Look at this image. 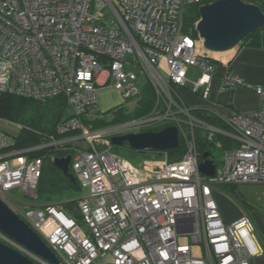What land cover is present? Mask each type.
Masks as SVG:
<instances>
[{
	"label": "built area",
	"instance_id": "2783aa9c",
	"mask_svg": "<svg viewBox=\"0 0 264 264\" xmlns=\"http://www.w3.org/2000/svg\"><path fill=\"white\" fill-rule=\"evenodd\" d=\"M199 2L0 0V92L39 102L64 97L71 112L56 127L59 137L32 148L15 149L16 136L0 128V199L59 264H250L262 254L252 220L243 216L226 224L213 191L264 183V82L246 83L205 49L199 34L185 32L186 11ZM105 72L126 101L139 104L144 88H151L153 108L97 127L106 120L95 111ZM216 77L221 91H253L260 109L227 118L192 109L182 91L213 102ZM169 126L178 129L184 148L177 161L170 160L173 149L155 151L160 158L140 166L113 152V137ZM202 142L222 153L219 162L209 157L216 164L214 177L200 172ZM47 149L64 153L52 161L71 156L70 169L87 190L77 200L88 233L64 205L35 206L14 196L39 199L45 157L33 153ZM0 240L37 264H52L1 232Z\"/></svg>",
	"mask_w": 264,
	"mask_h": 264
},
{
	"label": "water",
	"instance_id": "95a60500",
	"mask_svg": "<svg viewBox=\"0 0 264 264\" xmlns=\"http://www.w3.org/2000/svg\"><path fill=\"white\" fill-rule=\"evenodd\" d=\"M197 32L204 47L212 53H225L238 48L250 34L264 29V11L260 6L242 0H218L200 7ZM115 146L126 143L136 151H166L179 145V131L174 126L155 132L147 131L113 137ZM209 152L202 156L200 172L214 177L216 164ZM64 175L76 182L70 173L71 156L56 157L53 161ZM0 232L28 249L34 255L52 264H59L56 255L44 240L0 199ZM0 264H37L32 259L0 240Z\"/></svg>",
	"mask_w": 264,
	"mask_h": 264
},
{
	"label": "trees",
	"instance_id": "16d2710c",
	"mask_svg": "<svg viewBox=\"0 0 264 264\" xmlns=\"http://www.w3.org/2000/svg\"><path fill=\"white\" fill-rule=\"evenodd\" d=\"M218 0H200L199 3L192 4L188 7L185 14V32L193 36H198L197 23L200 20V7L214 3ZM252 4L259 5L256 0ZM261 7V6H260ZM263 10V8L261 7ZM261 31L248 35L240 46L254 45L255 38L260 35ZM154 104V96L151 88H144L143 98L139 101L136 111L132 114L126 115V111L120 109L121 112L117 114L112 122L101 120L96 122L97 127H104L112 124H117L132 118H136L147 114ZM67 111V103L64 97H57L44 102H39L24 96H17L6 92H0V117L6 118L20 126L19 136H16L15 149H26L35 146L43 145L52 135H59L56 133V127L62 120ZM197 114L200 112L197 110ZM202 113V112H201ZM207 117V116H206ZM209 120L219 124V120L215 117L209 116ZM162 129V128H161ZM157 129L155 131L161 130ZM224 148H230L232 143L230 140H222ZM202 156L205 152H209L210 158L214 155L210 150L212 145L202 142ZM148 152V151H141ZM171 161L181 159L184 154L182 143L170 152ZM35 157H45L42 175L38 182V196H46L48 200L62 199L65 193L79 192L81 187L78 179L74 182L71 178L64 175L51 160V156H61L64 153H57L51 149L41 150L33 153ZM155 155H158L156 152ZM70 173L73 171L70 169ZM228 185H222L220 190H226ZM61 197V198H60Z\"/></svg>",
	"mask_w": 264,
	"mask_h": 264
},
{
	"label": "crops",
	"instance_id": "0c3cea01",
	"mask_svg": "<svg viewBox=\"0 0 264 264\" xmlns=\"http://www.w3.org/2000/svg\"><path fill=\"white\" fill-rule=\"evenodd\" d=\"M242 1L251 3L253 0ZM256 1L264 11V0ZM254 40V45L239 46L229 53L230 57L227 60H224L248 84L264 82V29L261 30L260 35ZM222 71L220 70V72ZM99 81L100 88L107 87L111 83V79H109L106 72L100 76ZM106 81L108 82L105 83ZM211 98L214 103L213 111L225 118L232 116L234 113L256 111L262 105L261 99L253 91L244 88H238L233 91H221L218 82H215ZM120 109L115 107L110 111L115 110L118 114L121 112ZM95 111L97 110L95 109ZM67 114L70 115L69 110ZM256 185L264 186V183ZM238 186L239 184H230L226 187V190H221L222 192L215 193V191L214 199L226 224L230 225L243 216H248L252 220L256 229V238L261 245L262 254L252 257L250 264H264V199L252 202L247 197H243V194L238 190ZM253 190L264 191V188L255 187Z\"/></svg>",
	"mask_w": 264,
	"mask_h": 264
},
{
	"label": "rangeland",
	"instance_id": "374dc122",
	"mask_svg": "<svg viewBox=\"0 0 264 264\" xmlns=\"http://www.w3.org/2000/svg\"><path fill=\"white\" fill-rule=\"evenodd\" d=\"M215 57V56H214ZM223 60H227L228 57H230L229 54H221L219 56ZM218 58V57H217ZM164 75L167 76V71L164 70ZM215 82H218L220 85L219 77H216L212 83V91L213 87L215 86ZM114 85L113 81L108 84L107 87L99 88L98 93V102L95 109L101 113H105L104 116L106 118V121L112 122L116 116L117 112L115 110L110 111L111 109L117 107L122 108L126 112V115L132 114L136 111V108L138 106L137 100L132 101H126L121 94L115 90L114 88H111V86ZM110 86V87H109ZM182 95L184 99L186 100V103L192 108V109H206V110H212L214 108V103L210 100H204L198 95H195L189 90H183ZM71 114V112H70ZM0 128L3 130L9 132L10 134L14 136H19L20 133V126L6 118L0 117ZM213 155L216 161L219 162L221 159L222 153L219 150H213ZM113 152L117 153L118 155L126 158L129 162L136 166H140L143 160L153 158L155 155V151H148V152H139L129 147V145L126 143L124 146H115L113 148ZM157 158H160L158 156ZM80 191L79 192H69L65 193L62 197V199H51L48 200L46 196L40 197L38 200H30L28 197L22 196L20 193H15L14 196L19 201L24 203H31L35 206L44 205L47 203H53V204H62L64 205V208L66 209L67 213L70 214L71 217L75 218L78 222L80 227L85 233H88L89 229L87 225L81 221V217L78 214V200L80 197L83 196V194L87 193V190L84 189L82 184H80ZM255 187H263L256 184H239L238 190L243 194V197H247L248 200L252 202H258L259 199H264V191H254L253 189ZM216 191V192H215ZM222 192L220 189L213 191V197L215 193ZM61 198V197H60ZM215 198V197H214ZM216 201V200H215Z\"/></svg>",
	"mask_w": 264,
	"mask_h": 264
},
{
	"label": "bare ground",
	"instance_id": "6f19581e",
	"mask_svg": "<svg viewBox=\"0 0 264 264\" xmlns=\"http://www.w3.org/2000/svg\"><path fill=\"white\" fill-rule=\"evenodd\" d=\"M233 51H234V50H233ZM233 51H229V52H225V53H213V56H215V58L218 57L217 59L224 61V60L221 59L219 56H220L221 54H229L230 52H233Z\"/></svg>",
	"mask_w": 264,
	"mask_h": 264
}]
</instances>
